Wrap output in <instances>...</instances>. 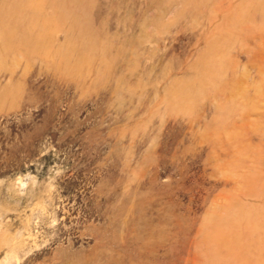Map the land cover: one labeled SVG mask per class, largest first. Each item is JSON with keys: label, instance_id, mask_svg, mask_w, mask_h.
Instances as JSON below:
<instances>
[{"label": "rangeland", "instance_id": "obj_1", "mask_svg": "<svg viewBox=\"0 0 264 264\" xmlns=\"http://www.w3.org/2000/svg\"><path fill=\"white\" fill-rule=\"evenodd\" d=\"M0 264H264V0H0Z\"/></svg>", "mask_w": 264, "mask_h": 264}]
</instances>
